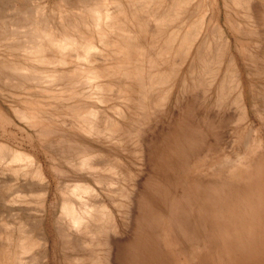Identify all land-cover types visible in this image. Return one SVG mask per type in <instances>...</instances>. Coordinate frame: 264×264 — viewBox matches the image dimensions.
<instances>
[{
  "label": "bare ground",
  "instance_id": "1",
  "mask_svg": "<svg viewBox=\"0 0 264 264\" xmlns=\"http://www.w3.org/2000/svg\"><path fill=\"white\" fill-rule=\"evenodd\" d=\"M0 264H264V0H0Z\"/></svg>",
  "mask_w": 264,
  "mask_h": 264
}]
</instances>
